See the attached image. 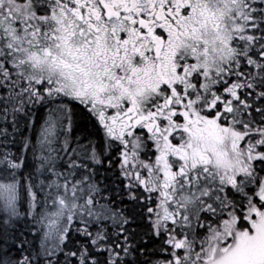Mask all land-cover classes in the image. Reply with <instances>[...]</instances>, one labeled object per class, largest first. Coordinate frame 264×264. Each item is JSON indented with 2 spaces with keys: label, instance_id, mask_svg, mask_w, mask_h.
<instances>
[{
  "label": "snow or ice",
  "instance_id": "obj_1",
  "mask_svg": "<svg viewBox=\"0 0 264 264\" xmlns=\"http://www.w3.org/2000/svg\"><path fill=\"white\" fill-rule=\"evenodd\" d=\"M0 264H264V0H0Z\"/></svg>",
  "mask_w": 264,
  "mask_h": 264
}]
</instances>
